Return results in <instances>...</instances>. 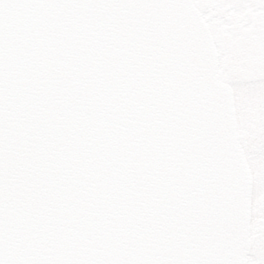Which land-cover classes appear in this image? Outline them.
<instances>
[{"label": "snow or ice", "instance_id": "snow-or-ice-1", "mask_svg": "<svg viewBox=\"0 0 264 264\" xmlns=\"http://www.w3.org/2000/svg\"><path fill=\"white\" fill-rule=\"evenodd\" d=\"M264 0H0V264H264ZM178 11L218 49L222 136L239 184L236 243H185L166 204L157 107L130 13ZM170 144L169 148H174ZM165 151L169 149H164Z\"/></svg>", "mask_w": 264, "mask_h": 264}, {"label": "water", "instance_id": "water-1", "mask_svg": "<svg viewBox=\"0 0 264 264\" xmlns=\"http://www.w3.org/2000/svg\"><path fill=\"white\" fill-rule=\"evenodd\" d=\"M141 26L140 69L158 110L153 126L161 179L179 185L166 200L177 212L175 229L185 243L228 250L236 243L239 212L236 162L222 136L233 89L216 78L215 43L191 14H127L129 37Z\"/></svg>", "mask_w": 264, "mask_h": 264}, {"label": "rangeland", "instance_id": "rangeland-1", "mask_svg": "<svg viewBox=\"0 0 264 264\" xmlns=\"http://www.w3.org/2000/svg\"><path fill=\"white\" fill-rule=\"evenodd\" d=\"M247 14L248 15H253V16H263L264 17V8H260L259 10L257 9H249L247 10ZM248 33H249V37H248V54H249V61H254L252 58L254 57V54H255V50L256 48H252V46H257V44L255 45L252 38H251V35H250V25L248 26V29H247ZM247 67V66H246ZM256 66H254V68L251 69V72H253L255 70ZM224 81V80H223ZM226 82V81H225ZM233 88L235 91L237 88H245L247 86V82L245 80H240L238 82H232V81H227Z\"/></svg>", "mask_w": 264, "mask_h": 264}, {"label": "flooded vegetation", "instance_id": "flooded-vegetation-1", "mask_svg": "<svg viewBox=\"0 0 264 264\" xmlns=\"http://www.w3.org/2000/svg\"><path fill=\"white\" fill-rule=\"evenodd\" d=\"M257 10H259V9H257ZM248 16L250 17V19L252 21V23L249 24L250 25V35H251V38H252L254 44L256 45L257 41H256V34H255V27H256L255 21L258 18H264V17L263 16H253V15H248ZM251 47L252 48L253 47L256 48L257 46H252L251 45ZM246 66H247L248 72H251V69L254 68V66H256V65H255L254 61H252V62L249 61Z\"/></svg>", "mask_w": 264, "mask_h": 264}]
</instances>
